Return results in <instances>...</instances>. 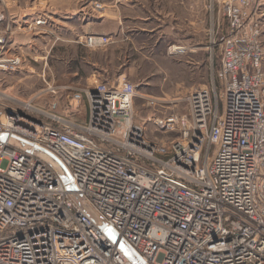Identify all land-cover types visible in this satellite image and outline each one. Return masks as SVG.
Listing matches in <instances>:
<instances>
[{"label": "built area", "instance_id": "1", "mask_svg": "<svg viewBox=\"0 0 264 264\" xmlns=\"http://www.w3.org/2000/svg\"><path fill=\"white\" fill-rule=\"evenodd\" d=\"M252 1H222L229 30L219 40L221 108L213 88H191L179 98L183 111L155 117L161 130L176 132L161 143L134 122V89L102 79L72 93L87 103L82 121L49 113L45 122L30 100L0 102V134L56 156L75 187L68 190L42 158L0 140V264H264V22L249 16ZM105 43L101 35L85 40ZM22 61L7 51L0 28V85ZM167 101L148 99L162 108ZM72 192L95 207L115 239Z\"/></svg>", "mask_w": 264, "mask_h": 264}, {"label": "rangeland", "instance_id": "2", "mask_svg": "<svg viewBox=\"0 0 264 264\" xmlns=\"http://www.w3.org/2000/svg\"><path fill=\"white\" fill-rule=\"evenodd\" d=\"M222 1L0 0L2 26L8 25L7 51L23 59L16 71L2 74L0 102L15 107L30 100L40 110L33 115L45 122L51 121L49 113L82 121L87 103L71 100L72 93L102 79L134 89V122L149 140L161 143L176 132L161 130L155 117L183 111L179 98L191 88L210 86L222 106L219 40L229 30ZM248 11L264 22V0H253ZM42 18L45 24L34 23ZM90 34L106 36L107 43L85 44ZM79 37L80 43L73 41ZM172 44L180 48L173 50ZM47 82L56 86L55 92ZM149 96L165 98L169 106H153Z\"/></svg>", "mask_w": 264, "mask_h": 264}, {"label": "water", "instance_id": "3", "mask_svg": "<svg viewBox=\"0 0 264 264\" xmlns=\"http://www.w3.org/2000/svg\"><path fill=\"white\" fill-rule=\"evenodd\" d=\"M8 140V142L22 150L30 151L46 161L65 182L68 190H74V185L69 182V172L66 167L60 162V160L48 152L47 150L33 145L30 141L25 140L16 135L7 136L6 133L0 134V140ZM73 199L82 208V210L100 227H104L106 233L112 238H116V233L106 226L104 217L95 209V207L80 193L72 192ZM119 248L121 251L133 262L138 263L140 261L139 255L133 251L124 241L119 242Z\"/></svg>", "mask_w": 264, "mask_h": 264}, {"label": "crops", "instance_id": "4", "mask_svg": "<svg viewBox=\"0 0 264 264\" xmlns=\"http://www.w3.org/2000/svg\"><path fill=\"white\" fill-rule=\"evenodd\" d=\"M5 14H6V17H7V15H9V14H7L6 12H5ZM8 19H9V17H7ZM7 18H6V21H7ZM10 19H12V17H10ZM140 19H146L145 17H140ZM4 21V20H3ZM3 21L0 23V28L2 29V30H4V32L6 33V35L8 36V25L6 24L5 26H2L3 25ZM45 22H46V20H45ZM45 22L44 23H37L36 21H34V23H36V25H41V24H45ZM7 23H10L9 21H7ZM19 25H20V23H19ZM264 31V30H263ZM132 34H134V31L132 32ZM57 38H60V39H62L61 37H58L57 36ZM127 39H129V38H127ZM261 39H262V43H263V47H264V33H262V35H261ZM73 41H75L76 43H80L81 41H82V38L81 37H79V38H75ZM131 43H132V48H134V40H133V37H132V40H131ZM153 45H155V44H153ZM172 45H175V46H178V45H176V44H172ZM171 47V46H170ZM172 49V48H171ZM150 51H152V49L150 50ZM168 51H170V50H168ZM263 60H264V57H263ZM72 68V67H71ZM73 68H82V67H78V66H76V67H73ZM77 72V70H73L72 71V73H76Z\"/></svg>", "mask_w": 264, "mask_h": 264}, {"label": "bare ground", "instance_id": "5", "mask_svg": "<svg viewBox=\"0 0 264 264\" xmlns=\"http://www.w3.org/2000/svg\"><path fill=\"white\" fill-rule=\"evenodd\" d=\"M171 47H172L173 50H176V49L180 48L179 46H175V45H171Z\"/></svg>", "mask_w": 264, "mask_h": 264}]
</instances>
